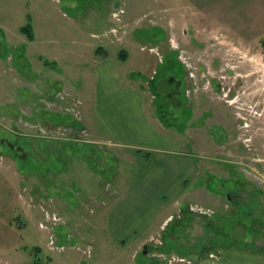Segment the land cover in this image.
I'll return each mask as SVG.
<instances>
[{
    "label": "rangeland",
    "instance_id": "374dc122",
    "mask_svg": "<svg viewBox=\"0 0 264 264\" xmlns=\"http://www.w3.org/2000/svg\"><path fill=\"white\" fill-rule=\"evenodd\" d=\"M263 20L264 0H0V264H173V256L191 264L264 260L250 250L252 220L243 214L249 211L220 215L215 207L217 201L223 206L230 199L247 206L264 202L259 191V174L264 175V63L259 65L258 117L249 134L257 144L253 156L237 145L235 125L243 123L231 109L225 110V128L211 127L209 140L196 143L185 129L189 113L174 122L170 103L165 116L156 114L160 98L154 99L147 79L156 78L165 99L178 54L170 50L173 22L179 36L188 40L186 48L203 53L207 47L200 39L208 31L237 47L257 46L254 37L264 40ZM26 25L34 41L24 32ZM106 58L117 63L124 87L133 82L146 92L157 129L168 133L172 123L184 131L183 151L188 152L181 153L201 167L188 186L191 203L209 206L184 200L168 226L112 242L105 237L103 219L107 209L124 201L127 185L138 175L132 155L96 138L87 126L91 86L98 82L95 61ZM211 143L227 145L249 159L213 153L223 159L217 163L220 158L206 155ZM196 207L207 211L196 212ZM188 212L200 219L206 235L190 236ZM236 223L242 231H234ZM193 237L196 258L188 243ZM152 238L158 243L150 242Z\"/></svg>",
    "mask_w": 264,
    "mask_h": 264
},
{
    "label": "crops",
    "instance_id": "0c3cea01",
    "mask_svg": "<svg viewBox=\"0 0 264 264\" xmlns=\"http://www.w3.org/2000/svg\"><path fill=\"white\" fill-rule=\"evenodd\" d=\"M260 27L261 33H264V20ZM254 39L258 43H256V60L258 61L257 85L259 91V79L261 78L259 65L264 63V56L259 46L262 41L260 42L259 36ZM249 46L252 44H244L241 48L244 50ZM116 64L107 58L105 61H95L98 82L95 86H91L89 101L92 111L89 110V113L92 115L87 123L89 130L96 135V138L113 142L122 149L124 148L128 155H132V164L134 163L133 166L138 175V179L130 181L127 185L124 201L112 206L111 210L107 209L103 225H105V237L111 240L110 242L135 239L141 232H147L154 226H163L170 218H175L176 212H173L176 211L178 205L180 206L184 200L188 203L193 202L190 198L193 194L188 190V186L201 171L199 164L186 155L188 151H183L186 147L185 138L180 137L177 133H172V128L168 133L157 129L150 117L152 113L148 111L146 92L137 88L129 80L127 82L132 84L124 87V81ZM101 80H103L102 89L100 88ZM255 108L254 106L253 111H256ZM167 128L169 127L165 129ZM181 152L186 153L182 154ZM199 191L209 192V196L214 195L207 190L200 189ZM197 204L191 203L190 205ZM182 205L184 207L185 204ZM198 205L209 207L208 205L206 207L205 203ZM249 206L230 199L223 206H220L217 201L215 207L220 215L227 211L230 214H239L241 209L249 211L248 213L243 212V214L250 216L252 220L250 225L252 236L249 242L254 246H251L253 248L250 250L258 258L264 257V202H250ZM96 207L98 209L97 205ZM188 213L190 215L186 217L190 226L188 230L192 233L190 236H198L200 232L206 235L207 229L199 228L200 219L193 217L190 212ZM96 214L98 219L95 223L99 225L100 216L98 213ZM180 217L182 215H179ZM150 218L153 219L150 220ZM137 222H141L142 225L139 227L140 223ZM217 223L222 228V221ZM233 229L235 232L242 231V227L237 223ZM188 243L192 247L191 255L196 258L199 249L193 248L196 243L195 238H190ZM246 264H264V260Z\"/></svg>",
    "mask_w": 264,
    "mask_h": 264
},
{
    "label": "flooded vegetation",
    "instance_id": "af4514ba",
    "mask_svg": "<svg viewBox=\"0 0 264 264\" xmlns=\"http://www.w3.org/2000/svg\"><path fill=\"white\" fill-rule=\"evenodd\" d=\"M177 25L180 27L179 24ZM172 33L170 50L172 53L178 54L172 65L173 75L167 79L169 91L164 94L165 99L161 96L165 89L161 85L155 84L156 78H147L150 88L154 86V99L160 98L157 103L159 110L156 114L165 116L166 111L170 109L167 108L170 103L174 122L179 120L181 113H189L188 124L185 129L188 139L198 143L200 139L209 140L207 131L211 127L225 128V110L231 109L239 119L238 121L243 123L242 126L235 125L238 132L236 136L238 147H245L251 156L257 154V144H252L253 134L252 136L249 135L253 119L258 117L257 112L253 111V107L258 105L256 46H249L243 50L241 47L229 43L225 38H220L217 34L208 31L200 39L203 45L207 47L201 53L197 50L189 51L186 48L184 43H188V40H185L184 34L179 36L177 26L176 30L174 29V22ZM162 55L160 54L159 57ZM161 63L163 64L164 61ZM154 73L156 74V71ZM150 102L154 103V101ZM68 103L66 100L65 104ZM169 127H173L175 133L185 138L184 131L180 133L172 123ZM62 132L64 131L62 130ZM209 149L206 151V155L227 154L229 152L236 160L249 159L247 155L241 156L228 150L227 145L221 146L215 143L212 145L211 143ZM215 157L220 158L219 156ZM222 160L220 158L217 163L223 162Z\"/></svg>",
    "mask_w": 264,
    "mask_h": 264
},
{
    "label": "trees",
    "instance_id": "16d2710c",
    "mask_svg": "<svg viewBox=\"0 0 264 264\" xmlns=\"http://www.w3.org/2000/svg\"><path fill=\"white\" fill-rule=\"evenodd\" d=\"M25 29V33L30 37V39L32 40L33 39V31L31 29V26L30 25H26L23 27V30ZM262 47L264 48V40H262ZM36 264H39L38 262Z\"/></svg>",
    "mask_w": 264,
    "mask_h": 264
},
{
    "label": "built area",
    "instance_id": "2783aa9c",
    "mask_svg": "<svg viewBox=\"0 0 264 264\" xmlns=\"http://www.w3.org/2000/svg\"><path fill=\"white\" fill-rule=\"evenodd\" d=\"M262 183H263V185H264V178H263V180H262ZM201 211V210H200ZM54 220H56L55 218H54ZM53 240V239H52Z\"/></svg>",
    "mask_w": 264,
    "mask_h": 264
}]
</instances>
